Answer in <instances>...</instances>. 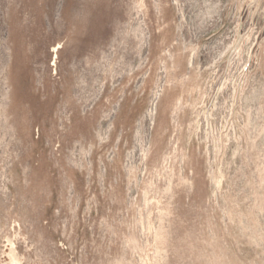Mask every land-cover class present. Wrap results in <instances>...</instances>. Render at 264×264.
<instances>
[{"label": "rangeland", "instance_id": "374dc122", "mask_svg": "<svg viewBox=\"0 0 264 264\" xmlns=\"http://www.w3.org/2000/svg\"><path fill=\"white\" fill-rule=\"evenodd\" d=\"M0 264H264V0H0Z\"/></svg>", "mask_w": 264, "mask_h": 264}, {"label": "bare ground", "instance_id": "6f19581e", "mask_svg": "<svg viewBox=\"0 0 264 264\" xmlns=\"http://www.w3.org/2000/svg\"><path fill=\"white\" fill-rule=\"evenodd\" d=\"M259 3V2H258Z\"/></svg>", "mask_w": 264, "mask_h": 264}]
</instances>
